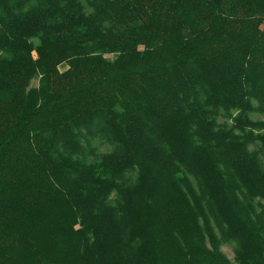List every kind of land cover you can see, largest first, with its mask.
<instances>
[{
  "label": "trees",
  "instance_id": "trees-1",
  "mask_svg": "<svg viewBox=\"0 0 264 264\" xmlns=\"http://www.w3.org/2000/svg\"><path fill=\"white\" fill-rule=\"evenodd\" d=\"M0 264H264V0H0Z\"/></svg>",
  "mask_w": 264,
  "mask_h": 264
},
{
  "label": "rangeland",
  "instance_id": "rangeland-1",
  "mask_svg": "<svg viewBox=\"0 0 264 264\" xmlns=\"http://www.w3.org/2000/svg\"><path fill=\"white\" fill-rule=\"evenodd\" d=\"M34 43H37V39L35 38L34 39ZM106 57L108 58H113V55H106ZM64 67V65H60V69L62 70ZM37 83V80L34 79L31 84L32 85H35ZM252 118L254 119H259L261 116L257 113H251L250 114ZM218 121L219 122H223L224 119L222 118H218ZM229 122V121H228ZM92 145L95 147L96 149V152L97 153H101V152H106V151H109L112 147L109 143L103 141V140H100V139H94L92 141ZM251 148H255V146H250ZM90 160H92L90 158ZM234 247H235V244L233 242H224L221 244L220 246V249L221 251L231 260L233 261L234 259Z\"/></svg>",
  "mask_w": 264,
  "mask_h": 264
}]
</instances>
